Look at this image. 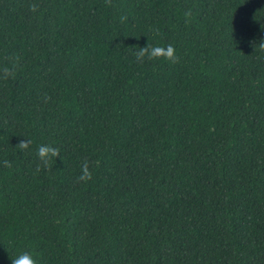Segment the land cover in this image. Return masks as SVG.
Returning a JSON list of instances; mask_svg holds the SVG:
<instances>
[{
	"label": "trees",
	"instance_id": "obj_1",
	"mask_svg": "<svg viewBox=\"0 0 264 264\" xmlns=\"http://www.w3.org/2000/svg\"><path fill=\"white\" fill-rule=\"evenodd\" d=\"M262 45L264 0H0V264H264Z\"/></svg>",
	"mask_w": 264,
	"mask_h": 264
},
{
	"label": "clouds",
	"instance_id": "obj_2",
	"mask_svg": "<svg viewBox=\"0 0 264 264\" xmlns=\"http://www.w3.org/2000/svg\"><path fill=\"white\" fill-rule=\"evenodd\" d=\"M264 47V45H262ZM147 56L149 60H155L159 58H164L167 61L175 62L176 60V54L174 47L172 45H167L166 47H160V46H146L144 48H141L140 51L137 54V58L141 59ZM29 141L28 140H22L18 147L20 149H25L28 146ZM36 155L38 159L41 161L44 166H48L51 158L57 157L58 152L55 148L49 146V145H41L37 149ZM90 174L88 172L87 165L85 164L82 168V174L77 178L78 181H87L89 180ZM8 259L10 260V264H38L39 257L34 256L31 251L26 250H16L12 252H8Z\"/></svg>",
	"mask_w": 264,
	"mask_h": 264
}]
</instances>
